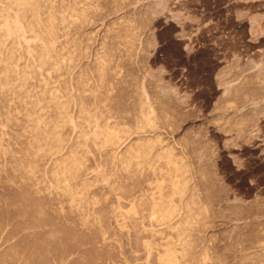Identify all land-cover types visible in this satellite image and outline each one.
I'll list each match as a JSON object with an SVG mask.
<instances>
[{"label": "rangeland", "instance_id": "obj_1", "mask_svg": "<svg viewBox=\"0 0 264 264\" xmlns=\"http://www.w3.org/2000/svg\"><path fill=\"white\" fill-rule=\"evenodd\" d=\"M0 264H264V0H0Z\"/></svg>", "mask_w": 264, "mask_h": 264}, {"label": "bare ground", "instance_id": "obj_2", "mask_svg": "<svg viewBox=\"0 0 264 264\" xmlns=\"http://www.w3.org/2000/svg\"><path fill=\"white\" fill-rule=\"evenodd\" d=\"M8 1V0H7ZM154 2V1H153ZM16 22H17V19H16ZM14 23V22H13ZM17 23H19V21L17 22ZM14 24H16V23H14ZM16 26V25H15ZM14 26V27H15ZM16 28H17V26H16ZM18 30H19V28H17ZM170 107V106H169ZM260 116V115H259ZM258 126V125H257ZM255 132V131H254ZM196 143V142H195ZM207 153V152H206ZM200 154V153H199ZM190 155V154H189ZM181 180V179H180ZM207 184V183H206ZM211 193V192H210ZM116 194V193H115ZM186 196V195H185ZM256 216V215H255ZM245 224V223H244ZM59 239V238H58Z\"/></svg>", "mask_w": 264, "mask_h": 264}]
</instances>
